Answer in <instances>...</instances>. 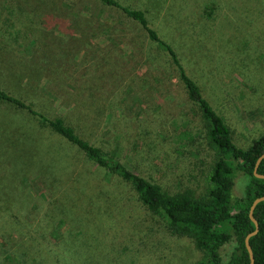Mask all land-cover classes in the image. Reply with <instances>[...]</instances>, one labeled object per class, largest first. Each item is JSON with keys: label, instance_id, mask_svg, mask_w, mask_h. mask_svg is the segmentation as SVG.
<instances>
[{"label": "rangeland", "instance_id": "obj_1", "mask_svg": "<svg viewBox=\"0 0 264 264\" xmlns=\"http://www.w3.org/2000/svg\"><path fill=\"white\" fill-rule=\"evenodd\" d=\"M116 1L143 11L175 47L237 146L264 131L262 1ZM0 87L48 118L61 117L168 193L207 194L214 153L199 110L166 54L121 8L100 0H0ZM0 125L33 133L41 148L34 163L50 162L48 178L30 183L0 164V264L202 259L192 238L172 234L128 182L25 110L0 101ZM245 184L239 174L234 198ZM230 251L226 245L224 258Z\"/></svg>", "mask_w": 264, "mask_h": 264}, {"label": "trees", "instance_id": "obj_2", "mask_svg": "<svg viewBox=\"0 0 264 264\" xmlns=\"http://www.w3.org/2000/svg\"><path fill=\"white\" fill-rule=\"evenodd\" d=\"M100 1L121 8L142 27L148 39L166 54L187 98L197 106L206 143L214 153V161L207 174L209 189L205 197L196 198L191 190L168 193L160 185L129 168L114 154L82 138L61 117L48 118L31 103L1 87L0 101L25 110L37 123L47 126L76 147L96 166L128 182L148 210L164 217L172 234L192 238L196 248L203 253L202 259L195 264H250L245 237L255 227L249 216L251 204L256 197L264 195V178L256 177L253 172L257 158L264 152V131L248 147L237 146L223 117L203 96L196 80L188 74L178 51L149 25L144 12L122 6L116 0ZM259 1L264 3V0ZM206 13H212L211 5L206 8ZM40 151L33 133L0 125V164L6 171L13 170L17 181L30 183L35 179L44 181L48 178L50 162L34 163ZM50 158L55 160L53 156ZM257 172L264 174V158ZM239 174L245 175L246 184L242 196L234 198L235 180ZM253 215L259 226L258 232L249 238L253 264H264V201L256 204ZM226 245L231 246V251L226 252L227 258H224Z\"/></svg>", "mask_w": 264, "mask_h": 264}, {"label": "water", "instance_id": "obj_3", "mask_svg": "<svg viewBox=\"0 0 264 264\" xmlns=\"http://www.w3.org/2000/svg\"><path fill=\"white\" fill-rule=\"evenodd\" d=\"M263 158H264V152L261 155H259V157L256 160L255 166H254V171L253 172H254V175L256 177H258V178H264V174H260V173L257 172L258 165L260 164V162L262 161ZM261 201H264V195L256 197L253 200V202L251 204V207H250V210H249L250 219L254 223V226H255L254 230L252 232H250L249 234H247V236L245 237V245H246L247 250L249 252L250 264H253L254 258H253L251 247L249 245V238L252 235L256 234L258 232V228H259L258 222H257L256 218L253 215V211H254V208H255L256 204L261 202Z\"/></svg>", "mask_w": 264, "mask_h": 264}]
</instances>
